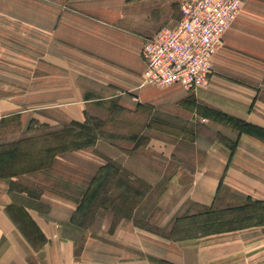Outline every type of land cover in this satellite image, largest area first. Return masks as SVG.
<instances>
[{
  "label": "crops",
  "instance_id": "obj_1",
  "mask_svg": "<svg viewBox=\"0 0 264 264\" xmlns=\"http://www.w3.org/2000/svg\"><path fill=\"white\" fill-rule=\"evenodd\" d=\"M184 1L0 0V119L19 115L23 130L33 118L83 122L98 101L190 113L196 128L189 157L156 138L141 149L173 167L158 201L160 226L188 202L192 211L211 206L220 185L264 201V141L203 111L210 106L264 128V0L242 4L213 57L208 83L193 90L191 112L183 108L189 94L183 86L157 87L143 77L145 40L180 20ZM24 58L29 69L17 65ZM77 154L96 165L115 161L149 185L160 178L137 153L104 139ZM9 186L0 178V264H264L263 226L173 240L132 222L110 232L106 221L92 234L72 223L77 204L51 192L41 197L47 213L28 210L46 239L36 249L7 211Z\"/></svg>",
  "mask_w": 264,
  "mask_h": 264
},
{
  "label": "trees",
  "instance_id": "obj_2",
  "mask_svg": "<svg viewBox=\"0 0 264 264\" xmlns=\"http://www.w3.org/2000/svg\"><path fill=\"white\" fill-rule=\"evenodd\" d=\"M188 91L189 94L182 103L191 112L197 107V103L193 90ZM105 103L98 101L88 106L83 122L59 121L50 124L33 118L25 130L21 127L19 115L4 117L0 122V178L10 180L9 195L12 200L7 211L36 249L46 239L28 210L48 212L47 206L41 202L44 192L73 200L77 208L71 221L85 230H90L95 218L100 219L99 222L109 218L110 232L123 223L132 222L136 227L173 240L255 225L264 227V201L251 197L244 199L222 185L219 186L216 200L211 206L198 207L192 211V203L188 202L180 213L166 225L160 226L162 210L158 201L166 189L170 175L163 177L152 187L115 161L107 159L106 164L96 165L77 153L92 149L99 139H104L127 154L134 155L137 149L145 148L152 138L168 141L154 133L156 131L182 140L190 138L191 142L195 136L194 131H169L167 126L175 118L152 106L139 104L135 110H131L116 103H111L108 107ZM205 108L203 111L216 120L264 141V128L219 109L210 106ZM147 109L150 113L153 111V114H147ZM140 115L144 118L137 129L133 125L125 126V123L132 122L133 116ZM10 122H16V125L9 129ZM120 122L129 131L122 134L114 131ZM8 129L11 136L6 138L4 135L8 133ZM157 187L154 207L147 209L148 201ZM233 198L239 204L228 206V200ZM13 203L20 204L25 210L28 225H24V221L18 220L12 212Z\"/></svg>",
  "mask_w": 264,
  "mask_h": 264
},
{
  "label": "built area",
  "instance_id": "obj_3",
  "mask_svg": "<svg viewBox=\"0 0 264 264\" xmlns=\"http://www.w3.org/2000/svg\"><path fill=\"white\" fill-rule=\"evenodd\" d=\"M246 0H186L182 17L145 40L144 81L157 87L187 90L208 83L213 57Z\"/></svg>",
  "mask_w": 264,
  "mask_h": 264
},
{
  "label": "rangeland",
  "instance_id": "obj_4",
  "mask_svg": "<svg viewBox=\"0 0 264 264\" xmlns=\"http://www.w3.org/2000/svg\"><path fill=\"white\" fill-rule=\"evenodd\" d=\"M240 11H241V9L239 10L238 13H240ZM27 62H29V58H24L23 59V63L24 64L21 65L18 62L17 65L18 66H21L22 68L25 69L26 68L25 67V65H26L25 63H27ZM8 64L9 65H12V66L15 65L14 62H10ZM26 69H29V68H26ZM11 76H14V75H11ZM105 104H106L105 106H108V107L111 106L110 103H107L106 102ZM12 108H13L12 106H9V105L6 106V109L7 110H11ZM22 108H29V107H22ZM147 110L148 111H145V112H147V114L148 113L149 114H153V111L150 113L149 109H147ZM147 114H144V115H147ZM179 114H181V116ZM170 115L175 118V121L172 120L171 121V124H168V126H167L168 127V130L170 129V130H175V131L176 130H179L180 131L181 129L183 130L184 128H186L187 130H194V128H196L194 126L195 124H193V122L191 121V117L192 116L190 115L189 112H187L186 115H184L182 113H179V112L176 114L177 116L175 114H173V115L170 114ZM143 118H144L143 115L133 116L132 117V122L130 124H126L125 122H123V123H125V126L131 125V127H132V125H133V126H135V129H137L139 127V125L141 124L140 121H143ZM1 120H2V118L0 119V122H1ZM120 123L121 124L117 125L116 126V129H114V131L116 130V132L119 133V134H122V133H125V132L129 131L128 128H123L122 127L123 126L122 125V122H120ZM14 125H16V122H12V123L10 122L9 129L12 128V127H14ZM9 129H8V133L10 131ZM186 129H184V130H186ZM111 131H113V130L111 129ZM131 131H134V130H131ZM182 132H184V131H182ZM8 133H6V135H4V136H6V138H8V137L11 136V133H9V134ZM154 133L159 134V135L165 137V139L168 140V142H171V143L175 144L176 149H178V151H179V154H178L179 157L185 159V158H187V157L190 156L189 155V152H190L189 149L192 146V142H191L190 138H188V140H182L180 137L179 138L178 137L175 138V137H173V136H171V135H169L167 133H164V132H160V131L158 132V131H156ZM136 153L150 167H152L154 170H156V172L158 174H160V178H159V180L157 181L156 184H158L163 177H165V176L168 177L172 173L173 167H172L171 164H166L164 161H161V160H154V158H152L149 154H146V153L141 152V149H137L136 150ZM78 156H80V155H78ZM80 157H82V156H80ZM155 185H152V187H154ZM157 190H158V187L156 188V191H154V195L151 198V200L148 201L147 209L154 207V204H155V201H156V195L158 193ZM155 192H156V194H155ZM230 203H236V199L233 198L232 201L230 200V202H228L227 204L229 205ZM11 210H12V212L14 214H16L18 220H20V221L22 220V222L24 221V225H28V217L26 215L25 210L22 208V206L20 204L13 203ZM99 221H100V219H98V218H95V219L92 220L91 227H89L90 228V232H92V234L99 233V230L101 229V226L106 221H110V220H109V218H105L104 220H102V222H99Z\"/></svg>",
  "mask_w": 264,
  "mask_h": 264
}]
</instances>
